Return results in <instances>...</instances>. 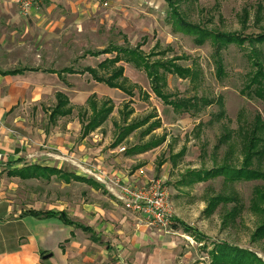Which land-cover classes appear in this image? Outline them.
Listing matches in <instances>:
<instances>
[{
    "label": "rangeland",
    "instance_id": "1",
    "mask_svg": "<svg viewBox=\"0 0 264 264\" xmlns=\"http://www.w3.org/2000/svg\"><path fill=\"white\" fill-rule=\"evenodd\" d=\"M24 1L31 2L28 13L22 10ZM104 1L19 0L16 13L30 26L29 35L23 38L30 48L28 52H21L17 45L9 46L14 49L11 54L14 66L17 67L18 62L42 71H61L65 68L81 71L87 67L95 68L109 57H92L89 53L104 50L110 45L134 48L143 44L142 49L149 54L159 44L161 49H172L168 52L170 58L186 57V60H180L179 63L193 66L199 71V78L195 80L169 75V91L183 97L198 94L213 99L222 96L225 100L226 118L220 122L212 120L213 115L219 111L217 104L209 106L199 115L176 113L171 106L164 104L153 94L148 77L143 71L123 63L126 77L139 86L133 97L97 83L89 74H65V81L53 74H32L31 100L37 101L36 105L30 104L34 119L38 118L41 109L40 113L47 120L49 130L51 125L48 113L56 104V93L63 91L75 108L70 117L60 119L63 123L58 126L67 127L68 122L74 121L76 126L73 127L77 128L70 129L76 134L69 140L72 144L66 143L67 146L79 150L81 146L91 145L93 149L106 152L121 146L126 151L113 155L124 156L127 151H139L143 145L165 137L162 144L143 156V161L153 164L154 167L164 161L163 167L155 173L154 178L161 180L170 194L177 226L166 234L181 239V242L178 240V260H183L184 264H211L205 246L210 250L219 242L252 250L264 260V235H257V230L264 224V215H257L250 209L255 186L264 183L250 181L236 184L235 189L244 201L245 210L233 222L226 220L232 204L220 205L211 215L206 212L208 198L227 189L222 177L194 185L188 184V175L191 172L210 170L225 161L228 147L223 146L220 150L215 148L224 126L236 132L240 126L239 119H242L241 113V116L246 115L250 119L258 112L264 116L263 102L248 99L241 94L247 74L251 71L247 56L252 48L247 43L243 48L232 45L226 49L223 52L226 74L219 78L212 59L211 43L198 45L190 35L176 31L169 24V8L165 0H107V7L103 6ZM178 2L181 14L188 22L210 30L246 35L264 31V0ZM259 5L263 7L262 18L260 22H256ZM245 9L249 11L250 18L244 28L240 16ZM8 14L11 15L9 12ZM6 18L8 17L0 16L2 20ZM8 32V29L0 27V36ZM256 48L264 51V45L258 44ZM92 95L99 103L111 100L114 110L106 123L84 140L81 133H78L80 128L77 121L87 108L86 99ZM126 113L131 114L124 119ZM134 123L141 127L116 145L121 130ZM157 123H161V127L154 128L150 134L145 135ZM199 125L204 126L198 136ZM239 148L235 150L234 161L237 165L241 162ZM183 149H186L185 154L178 158ZM174 157L177 158L174 160ZM128 163L124 160V164L131 166ZM187 228L191 231L186 230Z\"/></svg>",
    "mask_w": 264,
    "mask_h": 264
},
{
    "label": "crops",
    "instance_id": "2",
    "mask_svg": "<svg viewBox=\"0 0 264 264\" xmlns=\"http://www.w3.org/2000/svg\"><path fill=\"white\" fill-rule=\"evenodd\" d=\"M17 3L19 0H0V16L8 17L0 19V27L9 31L0 36V151L5 154L6 161L0 168V264H184L183 260H178L181 239L150 226L138 215L127 211L98 182L93 181L96 185L68 182L49 173L46 178L12 175L35 166L76 174L71 163L58 159L65 155L91 164L103 173L117 175L124 182L143 185L155 179V173L164 165V161L157 167L143 161V156L159 145L139 153L130 150L124 156L113 155L126 151L121 146L108 152L93 149L91 145L81 146L78 150L66 145L72 144L71 138L76 134L70 131L77 129L73 127L76 126L74 121L68 122L67 127L58 126L63 121L60 118L52 123L50 110L48 130L41 109L38 118L34 119L30 104L36 105L37 101L31 100L32 74H53L65 81V74L89 73L60 75L64 69L42 71L18 62L17 67L14 66L11 58L14 49L9 46L17 45L21 52H28L30 48L23 39L29 35L30 26L16 13ZM100 56L111 58L114 55ZM17 69L35 70L10 73ZM91 97L95 96L87 98L86 105ZM70 102L72 104L71 99ZM77 124L78 133L84 140L94 133L84 136L81 121ZM122 148L125 150L121 151ZM124 160L131 166L124 164ZM32 212L57 215L36 216ZM59 213H65L70 223L62 220Z\"/></svg>",
    "mask_w": 264,
    "mask_h": 264
},
{
    "label": "trees",
    "instance_id": "3",
    "mask_svg": "<svg viewBox=\"0 0 264 264\" xmlns=\"http://www.w3.org/2000/svg\"><path fill=\"white\" fill-rule=\"evenodd\" d=\"M165 1L169 8V24H171L176 31L190 35L198 45H203L207 42L211 43L213 47L212 59L216 68V75L219 78H222L226 74L223 52L232 45L243 48L248 43L252 48L247 56L251 63V71L247 74L245 86L241 94L248 99L258 100L264 103V51L256 48L258 44L264 45V31L258 34L252 33L246 35L245 33H226L210 30L201 25L188 22L181 14L178 0ZM262 9L263 7L259 5L256 13V22L261 21ZM240 17L245 28L250 18L249 11L245 9ZM142 47L143 44H138L134 48L129 46L110 45L103 51L91 53L92 56H100L103 54L114 55L102 61L97 67H87L80 72L73 68H68L59 73L60 75L63 73H89L97 82L104 83L110 88L121 90L129 97H133L138 86L133 84L129 78L125 76V67L121 65V63L124 62L146 73L153 93L162 100L164 104L171 106L176 113L180 115L190 114L191 116L199 115L209 106L217 104L219 111L213 115L212 120L214 122H220L226 118L225 100L222 96L213 99L206 95L200 96L198 94L192 97H183L169 91V75H174L182 79L191 78L195 80L199 78V71L197 68L193 66H183L179 63L180 60H186V57L174 56L170 58L168 52L172 51V49H161L159 44H157L155 49L149 54H147ZM25 70L35 69H17L10 73L18 74ZM146 97L148 98L147 95ZM56 99L57 103L51 109L49 115V119L52 123H56L60 118L71 116L74 111V107L67 95L59 92L56 95ZM87 105L83 115H80L82 133L84 136L101 128L114 110V105L111 100L99 103L95 97H91ZM130 114L131 113H126L124 119H127ZM241 114L240 118L242 119H239L240 126L238 131L235 132L229 127L224 126L223 134L215 147L216 150H220L223 146L228 147L223 164L210 170L193 171L188 175L189 185L208 182L220 177L224 179V185L227 188L226 191L208 198V208L206 212L211 215L220 205L227 206L232 204L233 206L226 214V220L232 222L239 218L245 210L244 201L239 192L235 189L236 184L250 181H262L264 183V116L262 113L258 112L250 119L246 115L245 117L241 116ZM160 124L161 123H157V125L151 128L145 135L150 134L152 130L159 127ZM203 126L204 125H199L198 127V136ZM116 127H118V123H116ZM140 127L141 125L136 123L126 125L121 130L120 136L115 144H121L123 140L128 138L131 133ZM165 139L164 137L159 141L150 142L148 145L140 147L139 151L132 149L130 152L139 153L154 148L162 144ZM237 148H239V158L241 159L239 165L234 161L235 150ZM185 152L186 149H183L178 155V158L183 156ZM176 158L177 157H174V160ZM161 164L162 163H160V165ZM46 173L57 175L60 179L68 182L75 180L96 185L95 182L88 178L71 174L64 170L40 166L18 171L12 173V175L22 178H46V176H49ZM250 209L257 215H264V185L255 186L251 198ZM32 214L36 216L57 215L50 212H32ZM58 216L65 222L70 223L65 213H59ZM186 230L191 231L189 228ZM259 234L264 235V224L257 230V235ZM198 240H201V238H198ZM205 250L208 252L211 264H264V260L252 250L233 246L228 242L215 243L210 250L205 246Z\"/></svg>",
    "mask_w": 264,
    "mask_h": 264
},
{
    "label": "built area",
    "instance_id": "4",
    "mask_svg": "<svg viewBox=\"0 0 264 264\" xmlns=\"http://www.w3.org/2000/svg\"><path fill=\"white\" fill-rule=\"evenodd\" d=\"M31 2L24 1L22 10L28 13ZM103 6H109L105 0ZM122 148L121 151H124ZM58 159L64 163H71L76 168V174L102 185L121 205L129 212L143 218L150 226L170 232L176 225V219L170 202L168 188L161 180L152 179L140 185L124 182L117 175H109L101 172L98 168L78 159H71L65 155ZM5 154L0 151V168L5 164Z\"/></svg>",
    "mask_w": 264,
    "mask_h": 264
}]
</instances>
